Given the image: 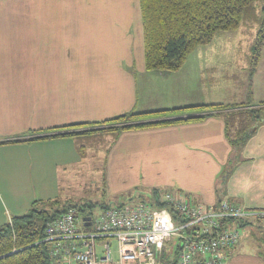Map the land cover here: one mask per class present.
Here are the masks:
<instances>
[{
    "label": "crops",
    "instance_id": "1",
    "mask_svg": "<svg viewBox=\"0 0 264 264\" xmlns=\"http://www.w3.org/2000/svg\"><path fill=\"white\" fill-rule=\"evenodd\" d=\"M118 1L0 0V142L80 131L131 110L264 102L258 87L249 101L243 83L237 93L217 95L230 85L226 70L211 62L206 49L197 54L200 46L177 72L147 71L140 10L129 19ZM259 65L261 57L249 75L254 89ZM201 113L210 116L121 133L104 163L108 187L125 188L142 178L194 204L227 202L264 211V124L235 154L230 169L232 149L224 137L222 110L176 116ZM72 124L91 126L66 128ZM88 149L81 154L75 137L0 144V188L19 190L30 182L37 189L32 199L4 191L13 201L0 203V227L24 214L46 188H61L62 177L73 168L81 173ZM155 177L153 183L147 179ZM224 264H264V250L239 239Z\"/></svg>",
    "mask_w": 264,
    "mask_h": 264
},
{
    "label": "trees",
    "instance_id": "2",
    "mask_svg": "<svg viewBox=\"0 0 264 264\" xmlns=\"http://www.w3.org/2000/svg\"><path fill=\"white\" fill-rule=\"evenodd\" d=\"M138 1L143 32L144 67L147 71L177 72L185 65L189 55L197 47L209 44L219 32L235 31L242 25L253 22L258 26L250 46L251 56L249 57L254 71L264 47V0ZM208 109L222 110L220 116L224 125V137L232 149L231 159L227 162L231 169L235 165V154L242 150L257 127L264 124V102L256 106L213 104L146 113L131 110L115 118L94 123L92 126L95 127L92 128L26 137L0 142V144L75 137L78 150L83 154L86 149L95 144L88 142L91 137L110 136L112 144L121 133L126 131L203 121L210 114L176 115ZM85 126L91 125L72 124L66 128ZM230 169H226L225 166V171ZM165 193L172 192L152 189L147 201H144L141 196L138 197L140 199L138 201L149 203L156 208L165 207L166 203L162 201ZM184 196L188 203L193 204L188 196ZM47 206V202L36 200L24 214L12 216L9 222L0 227V264H51L50 245L44 241L47 223L70 210L84 213L86 208L92 207V205H84L81 208H74L67 205L64 209L49 213ZM108 207L111 206H103V209ZM84 215L90 216L91 213H84L82 216ZM250 224L252 223L237 222L239 228ZM170 253L172 260H167L166 264H176V250L171 248Z\"/></svg>",
    "mask_w": 264,
    "mask_h": 264
},
{
    "label": "built area",
    "instance_id": "3",
    "mask_svg": "<svg viewBox=\"0 0 264 264\" xmlns=\"http://www.w3.org/2000/svg\"><path fill=\"white\" fill-rule=\"evenodd\" d=\"M162 201L160 208L140 201L104 208L88 216V226L74 209L53 219L44 231L51 264H161L171 238L176 264H224L240 239L237 222L264 220L261 210L191 204L179 193H165Z\"/></svg>",
    "mask_w": 264,
    "mask_h": 264
},
{
    "label": "rangeland",
    "instance_id": "4",
    "mask_svg": "<svg viewBox=\"0 0 264 264\" xmlns=\"http://www.w3.org/2000/svg\"><path fill=\"white\" fill-rule=\"evenodd\" d=\"M115 3H120L123 9L129 12V19L132 18L133 12L137 13L139 11L138 0H119ZM257 27V24L253 22L242 25L235 31L219 32L212 40L213 42L211 45H202L197 48V54H201L204 52V49H206L208 55L210 54L209 59L211 62L221 65V68L226 70V83L230 85L225 92H223L224 89L221 88L222 91L217 93V95L226 94L227 91L230 92L235 90L237 93L240 91L241 83L244 85V90L247 93L246 95H248L249 101L252 99V91L255 92L256 87H258L260 91L262 90L259 93L260 95L264 92V47L260 56L261 67L259 65V71L255 76V89L252 88L249 76L254 73L252 61L251 58H249L251 56L249 48L255 37ZM258 63L259 60L257 65ZM241 90H243V88H241ZM88 142L95 144H92V148L90 147L88 149V156L81 166V173H79L76 168H73L70 175L62 177L61 188H46L48 191H46L44 195H41L40 200L48 203L47 211H49V213L64 209L67 205L74 208L92 205L91 208H86L84 213H91V215L95 217L103 211V206L112 207L114 205L129 202L134 203L140 200L138 198L139 196L144 198V201H147V199L150 198L152 189L164 192L163 188H168L159 183L153 185L146 184L142 178H138L135 183L126 184L130 186L125 188H109L110 179L108 170L104 168V163L111 146V137H91L88 139ZM156 178L157 177L147 179L150 183H153ZM16 189L18 188H0V203L3 207V201L7 203L13 201L11 198L12 196L5 194L4 191H7V193L11 192V194L13 193L16 198L21 197L26 199V197L30 196V199H32L37 197L35 196L37 189L30 188V182L26 183L25 188ZM34 189L36 191H34ZM167 192L175 193L174 191ZM84 213L79 212L78 214L82 216ZM238 230L240 231L241 243H244L245 246L255 245L258 246L260 250H264V243L261 242L263 241L262 239H264V224L252 223L240 227ZM173 244H175V238H171V241L165 246L163 256L160 259L162 264H166L167 260H172L170 251ZM111 251L115 254V246H112Z\"/></svg>",
    "mask_w": 264,
    "mask_h": 264
},
{
    "label": "water",
    "instance_id": "5",
    "mask_svg": "<svg viewBox=\"0 0 264 264\" xmlns=\"http://www.w3.org/2000/svg\"><path fill=\"white\" fill-rule=\"evenodd\" d=\"M83 221H84V225L88 226L89 225V221H90V217H88V216L83 217Z\"/></svg>",
    "mask_w": 264,
    "mask_h": 264
}]
</instances>
